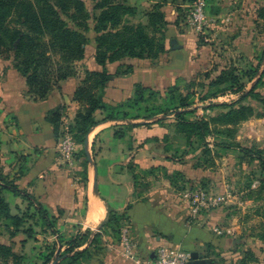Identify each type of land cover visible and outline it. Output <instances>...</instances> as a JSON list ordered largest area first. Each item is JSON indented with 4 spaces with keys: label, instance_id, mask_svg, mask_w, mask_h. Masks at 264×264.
Listing matches in <instances>:
<instances>
[{
    "label": "rangeland",
    "instance_id": "1",
    "mask_svg": "<svg viewBox=\"0 0 264 264\" xmlns=\"http://www.w3.org/2000/svg\"><path fill=\"white\" fill-rule=\"evenodd\" d=\"M159 1L165 2L161 10L165 8L166 11H162L168 18L170 6L175 11L172 1L176 7L180 6L181 11L176 13L174 25L181 32L195 35L198 47H202L197 51L200 67L191 73V77L177 79L166 88H150V97L149 92H145L144 101L130 113L140 117L159 110H175L157 116L154 120L161 119V122L149 123L148 126L158 125L165 130L163 150L168 161L186 167L183 173L171 174L163 167L161 175L175 193V198L186 205L189 216L190 200L185 196L186 192L203 189L225 197L222 205L203 214L204 217L213 213V233L218 228L221 234H216L231 237V246L226 254L213 258L215 264L217 261L220 264H241L244 259L246 264H264V245L259 238L264 234V190H259L264 166H260L258 158L264 160V109L259 102L264 97V78L253 94L246 95L264 70V0H203L208 24L202 33L196 32L189 21L196 0L190 4H181L177 0H141V3L136 0L131 5L138 13L129 19V23H142L141 20H146L145 13L150 12L153 4ZM84 2L92 11L93 0ZM92 23L89 20L90 29L85 33L88 38L84 49L89 57L87 59H90L91 49L95 47L96 33ZM191 46L188 48L191 52L189 56H195ZM0 60L12 64V59L0 57ZM76 69H79L78 63ZM0 71L5 72L4 67H0ZM220 73L233 74L238 79L237 84H214ZM187 95L193 105L188 109L191 111L182 113L183 110L176 109ZM244 106L251 108L245 121L224 124L218 120L231 110ZM176 113H181V118L175 116ZM200 119L206 120L210 129L205 139L199 137L194 128L191 130L184 126L182 131L178 128L179 121L183 127L186 122L197 124ZM134 121L147 126L145 119ZM88 154L92 159V154ZM133 169L136 171V167ZM153 170L143 171L147 175L143 174L141 178L148 182L147 179L154 176L151 173ZM143 193H138L137 199H141ZM3 196L9 203L10 214L26 218L17 234H12L16 228L9 219H0V244L12 251V256L0 255V264H101L108 245L120 247L121 228L127 226L130 232L134 230L129 217H124L115 230L101 233L102 238L87 247V252L76 262L66 249L69 242L83 231L74 226V233L68 234L65 224L54 221L56 232L53 233L27 201L8 191H4ZM29 214L34 218L31 219ZM30 229L34 233L33 238L26 237V231Z\"/></svg>",
    "mask_w": 264,
    "mask_h": 264
},
{
    "label": "crops",
    "instance_id": "2",
    "mask_svg": "<svg viewBox=\"0 0 264 264\" xmlns=\"http://www.w3.org/2000/svg\"><path fill=\"white\" fill-rule=\"evenodd\" d=\"M126 2L131 5L136 0ZM170 8V17L165 16L168 22L166 51L155 60L125 58L108 63L105 69L110 74H115L123 65L131 66L132 71L111 78L105 88L104 103L124 102L133 96L135 84L162 89L177 79L191 77V73L199 69L197 51L202 47H198L194 34L176 28V12ZM190 46L195 56H189ZM94 49H91L90 59L85 50L84 59L78 62L81 70L77 69L76 75L61 81L58 89L38 101L26 95L25 79L12 64L0 60V67L5 69V72L0 71V167L3 173L14 178L15 184L33 196L56 221L65 224L68 234L74 233V226L81 231L100 232L98 228L107 218L108 208L132 221L134 230L130 235L137 244L141 260L152 256L160 245L197 252L202 258L225 255L231 246V237L213 233V213L192 219L186 205L175 198L161 175L163 167L169 174L183 173L186 168L168 161L163 150L165 130L162 127L137 125L128 128V124L139 122L101 121L90 129L85 141L95 169L86 157H75L72 166L66 165L60 157L59 140L46 116L49 111L64 106L61 130L73 123L79 108L73 95L85 69L102 70L95 62ZM194 58L197 61H193ZM95 116L101 119L103 114L97 111ZM119 130L124 132L122 137L115 136ZM152 168L154 176L145 182L141 177L147 173L143 171ZM143 191L141 199H137L138 193ZM105 253L101 264H139L126 259L121 247L108 245Z\"/></svg>",
    "mask_w": 264,
    "mask_h": 264
},
{
    "label": "trees",
    "instance_id": "3",
    "mask_svg": "<svg viewBox=\"0 0 264 264\" xmlns=\"http://www.w3.org/2000/svg\"><path fill=\"white\" fill-rule=\"evenodd\" d=\"M177 1L181 4L194 2V0ZM164 4V1L153 4L151 11L145 13V23L131 24L129 19L135 17L138 10L135 6L127 4L125 0H93L92 11L84 0H0V57L4 60L12 59L14 69L25 79L26 95L34 101L46 99L54 89L59 88L61 81L77 74L76 65L84 59V49L88 44L85 33L90 27L87 23L89 20L93 22V31L96 33L94 59L102 70L85 69L84 76L74 91L73 100L79 108L73 123L66 126V130L80 148L79 154L75 157H86L84 147L86 136L90 129L101 121L145 119L147 122L145 124L148 126L149 123L161 120H154L157 116L175 111L159 110L145 116H132L130 110L137 108L141 101H144L143 94L148 91L150 97L152 93L149 87L141 84H135L133 96L122 103L109 105L103 100L105 88L111 78L132 71L131 66L126 65L125 68H121L122 70L119 68L115 74H110L105 69L108 63L125 58L155 60L166 51L164 33L168 22L165 13L161 10ZM171 4L175 7L176 13L181 11L180 6L176 7L173 1ZM263 78L264 70L246 95L253 94ZM225 82L230 85L237 84L238 79L233 74L220 73L217 80L213 81L216 85ZM180 101L176 110H183L182 113L191 111L188 109L193 103L189 101L188 95ZM259 102L264 109V97L260 98ZM64 109V106L57 107L49 111L46 116L57 140L63 134L61 117ZM97 111L103 114L101 119L96 118ZM249 111L251 108L244 106L238 110H231L218 120H222L224 124H235L239 120L245 121L249 117ZM176 115L181 118V113ZM137 125L138 123H130L126 127L132 128ZM178 125L180 131L185 127L191 130L194 128L203 139L205 134L210 132L208 122L204 119H200L197 124L186 122L183 127L179 121ZM123 135V130L115 132L116 137ZM258 158L263 168L264 160ZM83 164L86 167V160ZM134 177L136 178V174ZM259 190H264V178L259 183ZM4 191L27 201L29 206L34 207L43 224L53 233L56 232L52 223L56 218L34 200L33 196L20 189L15 184V179L5 175L0 167V219H9L16 228L12 234L19 233L26 216L10 214L9 203L3 196ZM106 209L107 218L101 223L100 232L85 230L69 242L66 253L71 254L76 262L87 252V247L95 245L103 234L108 233V230L112 232L119 227L121 219L125 217L124 214ZM29 217L33 219L34 215L29 214ZM26 234L28 238L34 236L31 229L27 230ZM259 238L264 245V234L259 235ZM0 255L12 256V251L8 246L0 244ZM240 263L246 264V259Z\"/></svg>",
    "mask_w": 264,
    "mask_h": 264
},
{
    "label": "built area",
    "instance_id": "4",
    "mask_svg": "<svg viewBox=\"0 0 264 264\" xmlns=\"http://www.w3.org/2000/svg\"><path fill=\"white\" fill-rule=\"evenodd\" d=\"M189 21L196 32L202 33L204 31L208 19L203 0L194 2ZM66 129H63L57 148L64 163L72 166L79 147ZM185 196L190 200V217L194 220H198L204 213L218 208L225 200L224 196L213 195L203 189L188 191ZM215 231L221 234L218 228H215ZM119 235L122 255L128 260L139 262V264H187L191 259V252L189 251L160 245L152 256L141 260L137 253V244L130 235L129 228L127 226L122 227Z\"/></svg>",
    "mask_w": 264,
    "mask_h": 264
},
{
    "label": "water",
    "instance_id": "5",
    "mask_svg": "<svg viewBox=\"0 0 264 264\" xmlns=\"http://www.w3.org/2000/svg\"><path fill=\"white\" fill-rule=\"evenodd\" d=\"M84 147L86 150V158L89 162V164L95 169V163L93 162V160L91 159L90 156H88V152H87V144L86 142L84 143ZM97 189V185H96V180H94V191H96ZM187 264H215V260H213L212 258H202L200 257V255L197 252H191V259Z\"/></svg>",
    "mask_w": 264,
    "mask_h": 264
}]
</instances>
